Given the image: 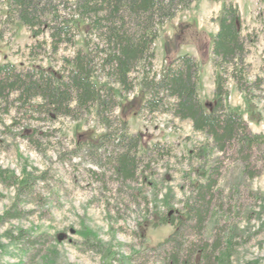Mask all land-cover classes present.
Listing matches in <instances>:
<instances>
[{
    "label": "rangeland",
    "instance_id": "rangeland-1",
    "mask_svg": "<svg viewBox=\"0 0 264 264\" xmlns=\"http://www.w3.org/2000/svg\"><path fill=\"white\" fill-rule=\"evenodd\" d=\"M230 1L240 13L249 85L245 98L228 77L226 101L241 113L250 134L264 135V0ZM8 3L0 0V64L55 71L63 56L83 45L85 24L78 23L74 46L50 52L47 34L32 36L7 16ZM221 5L195 0L158 27L154 42L153 71L180 54L197 60L198 97L206 111L213 103L211 48ZM117 99L115 120L126 121L128 136L141 140L136 156L156 143L168 150L139 160L131 179L111 176L79 150L105 132L93 113L17 125L16 112L3 114L0 102V215L10 210L13 216L0 221V264H118L122 256L129 258L125 264H164L156 250L186 213L198 170L216 157L221 163L202 240L219 238L214 256L228 254L227 264H264V144L252 148L246 168L231 150L214 153L189 120L141 110L144 96L138 85L127 93L117 91ZM201 148L206 158L197 156Z\"/></svg>",
    "mask_w": 264,
    "mask_h": 264
},
{
    "label": "trees",
    "instance_id": "trees-1",
    "mask_svg": "<svg viewBox=\"0 0 264 264\" xmlns=\"http://www.w3.org/2000/svg\"><path fill=\"white\" fill-rule=\"evenodd\" d=\"M194 1L9 0L7 16L18 20L34 37L46 33L50 52L74 46L78 23L85 24V38L72 56L62 57V65L55 71L0 64L3 114L15 111L12 119L19 120L18 125L21 120L30 119L50 123L61 117L78 120L83 114L93 113L105 132L96 142H87L79 150L90 155L92 162L111 176L131 179L139 160L155 159L168 151L156 143L137 157L141 140L137 135L128 136L126 121L117 122L114 118L119 106L117 91L127 93L138 85L144 96L141 110L189 120L192 129L204 135L214 153L223 156L231 150L242 157L248 168L252 148L264 144V135L250 134L241 113L226 101L228 77L245 98L249 85L243 65L245 38L236 3L211 0L222 5L212 40L215 77L213 103L208 111L198 97L199 64L192 55H177L159 71L152 69L158 27ZM132 73L138 76L131 77ZM206 153V148H201L197 156L206 158ZM214 160L209 167L198 170L199 179L186 213L178 216L173 233L156 250L164 264H227L228 254L214 256L220 239L207 243L201 237L221 163V158ZM27 182L28 176L22 185ZM10 216L13 217L7 210L0 215V221ZM192 234L197 238L193 240ZM128 259L122 256L118 264H125Z\"/></svg>",
    "mask_w": 264,
    "mask_h": 264
}]
</instances>
